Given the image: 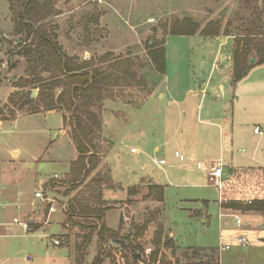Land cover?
Masks as SVG:
<instances>
[{
  "label": "rangeland",
  "instance_id": "1",
  "mask_svg": "<svg viewBox=\"0 0 264 264\" xmlns=\"http://www.w3.org/2000/svg\"><path fill=\"white\" fill-rule=\"evenodd\" d=\"M19 3L20 0H0V122H8L4 133L0 134V145L10 150L20 149L24 153L18 158H7L0 163V264H46L48 257L49 260H56L54 257L63 253L69 246L72 235L76 237L74 246L77 249L78 245L83 243L84 236L89 233L88 228L97 226L100 222L96 219L78 218L74 222L80 225L74 226L67 221L62 224L65 216L67 218L66 210L70 203H80L90 208L103 206L101 201L104 193L111 190L116 192L112 196L117 201L109 200L103 203L110 208L106 212V221L104 220L107 226L117 229L121 218H124L123 214L128 216L129 220L128 227H122L116 239H107L104 242L102 255L107 261L112 264H160L163 261L187 263V257L194 261L208 260L212 257L214 248L193 246L218 245V207L214 203L218 199L217 190L208 186L206 178L198 174L193 148H179V152L186 157V161L181 163L174 156V148H170L172 157L168 153L157 154L153 150V135L157 136L162 127L167 131L169 139L177 136V130L173 129L180 117L178 119L169 114L177 106L172 101L182 99L187 91L196 87L195 82H200L201 85L208 82L209 95L203 105L205 115L200 117V121L195 118L194 122L190 119L182 122L184 131L188 132L192 126L202 130L208 125L202 121H212L210 115L225 114L223 104L226 100L222 87L224 82L226 94H229L233 86L225 66L231 62L229 58L232 59L235 39L226 37L224 32L228 29L233 34H245L251 30L264 32L263 0L56 2L55 10L58 16L53 21L59 25L58 43L68 56L79 58L81 61L93 58L100 68L109 66L108 62L99 61L108 53H112L115 58L130 56L137 74V80L131 83V86L130 81H121L118 87L109 89L105 101L94 108L102 118V132L96 139L101 164L93 175L78 187L70 182L69 172V166L77 160L78 152L71 135L60 132L65 125L63 115L67 116V127L70 128V115L59 109L36 113H31L28 108L25 112L19 110L21 97L32 93V97L36 99L41 88L40 85L24 89L18 87L22 79L33 80V76L29 75L28 60L22 55V42L26 37L16 35L13 24L11 5L17 7ZM188 18L201 25L197 35L170 34L176 23ZM211 23L221 24L220 36L202 37L201 32ZM164 40L167 72L161 77L152 69L147 47L148 42L152 44L153 41ZM223 40L228 41L224 46ZM41 76L46 81L53 77L48 73H41ZM258 78L260 75L256 71L251 73L247 79L238 82V91L245 95H250L253 91L260 92L262 96L257 100L264 104V80ZM60 92L61 89L56 90V94ZM153 94L154 98L150 99ZM164 95H167V98ZM198 103L199 99L195 111ZM244 104L246 103L243 101V108ZM258 104L256 102L257 106L254 108L258 109ZM258 110L259 116L255 117L250 127L238 132L235 129L234 136L237 134L235 142H239L242 132L246 142L253 145L260 140L264 154V136L253 133L254 125L261 122L258 118L264 119V106ZM12 112L16 114L15 118H11ZM17 119L19 120L12 124V121ZM229 135L230 132L223 133V142H227ZM217 139L219 142L218 134ZM132 149H136L137 153H132ZM155 158L166 160L167 165L163 170L157 168ZM96 174L104 178L99 184L92 181ZM55 175L58 178H55ZM148 176L167 185V200L162 206H138L141 198L154 201L158 197L157 191L149 197L150 185H154L151 181L143 179L140 183H133L136 179ZM132 184L134 185L128 189L127 196L123 194L122 186ZM16 186L23 188L25 193L26 201L21 202L20 206L10 202L12 198L9 191V196L3 192L6 188L11 190V187ZM40 187H43L45 196L51 202L35 199ZM136 193H140V196ZM183 198H205L211 201L209 215L198 211L197 208L201 205L196 204H202V201L193 203L195 205H185L181 203ZM14 217L20 222L34 218L35 224L30 225L28 232L45 226V231L41 230L37 234L45 233L52 239H59L63 248L54 247L53 244L46 245V239L25 231L19 222L14 221ZM146 222H150L149 227L140 234L138 230ZM120 224L122 226L123 221ZM64 227L75 234H64ZM157 234L162 235V240L170 239L173 247L162 249L157 257L158 261L154 263L151 256L156 250L154 239ZM49 240L52 243L53 240ZM99 246L98 239L97 255L100 252ZM193 250L198 252L194 254ZM134 251L139 255L138 262L133 257ZM216 252L220 256L217 249ZM78 256L81 257V254ZM90 257L93 261L92 254ZM221 257L222 264H264V248L248 243L232 247ZM85 264H89L87 259Z\"/></svg>",
  "mask_w": 264,
  "mask_h": 264
},
{
  "label": "trees",
  "instance_id": "2",
  "mask_svg": "<svg viewBox=\"0 0 264 264\" xmlns=\"http://www.w3.org/2000/svg\"><path fill=\"white\" fill-rule=\"evenodd\" d=\"M57 1L20 0L17 7L11 5L15 34L26 37L25 41L22 42L24 45L22 55L28 60L29 75L33 76L31 81L30 78L22 79L18 87L20 89L32 85H40L41 87L36 99L32 97V93L24 94L20 99L22 104L18 106L19 110L24 112L26 108L31 113L59 109L70 115V135L78 152L77 160L71 163L70 182L73 186L78 187L84 184L101 164L96 139L102 132V118L94 111V108L101 105L105 101L108 90L118 87L121 81H130L129 86H131V83L137 80V74L134 71L135 65L130 56L115 58L112 53H108L99 59L101 62L109 63L106 68H100L93 58L81 61L79 58L68 56L58 43L59 25L53 21L58 16L55 10ZM246 1L250 2V0ZM262 14L264 15V9ZM200 29L201 25L194 19L188 18L176 23L170 34L195 36ZM221 30L220 23H211L201 32V36L217 38L220 36ZM224 35L235 39L233 85H236L249 74L255 65L264 64V32L251 30L245 34H233L228 29L225 30ZM165 44V40L153 41L152 44L148 42L147 47L152 69L161 77H164L167 72ZM251 59H255L256 64H251ZM41 73H48L53 77L50 81H46L42 78ZM57 89H61L59 94H56ZM63 116L65 126H67V116ZM15 117L16 114L12 112L11 118ZM103 179L100 174H96L92 181L99 184ZM149 191V197L157 191L156 200L158 202L164 201L163 187L150 185ZM223 196L232 200L227 206L228 208L243 212H264V169H236L234 180L225 183ZM245 199L252 200V204L244 205L240 200ZM103 203V206L90 208L72 202L66 210L67 222L73 223L74 226L80 225L74 222L78 218L96 219L100 222L99 225L88 228L89 233L84 236L83 243L77 247L81 253L88 248L95 235L99 237L100 252L92 264H103L106 261L102 255V246L107 239L114 240L118 236V232L108 228L104 221L106 212L110 208ZM149 224L150 222H146L142 228H139V233L143 234L148 229ZM154 245L156 250L151 257L155 263L158 261L157 257L161 254V250L172 248L173 242L170 239L162 240V235L157 234ZM193 252L195 254L198 251L193 250ZM187 259L189 260L187 263L163 261L160 264H220L215 249L212 250V257H209L208 260L194 261L189 257ZM135 260L138 262L139 258Z\"/></svg>",
  "mask_w": 264,
  "mask_h": 264
},
{
  "label": "crops",
  "instance_id": "3",
  "mask_svg": "<svg viewBox=\"0 0 264 264\" xmlns=\"http://www.w3.org/2000/svg\"><path fill=\"white\" fill-rule=\"evenodd\" d=\"M227 42L228 41L223 40V46ZM165 47H166V45H165ZM233 49H234V46L232 48V54H231L232 59L229 58V60L231 62L230 63L228 62L229 64H227L225 66V69L226 68L228 69L227 70L228 74H229L228 78H230L231 83L233 81ZM255 71L258 75H260V78H258V79L263 81L264 80V64L263 65H255L251 69L249 74L245 77V79H247L251 75V73H253ZM223 72H225V71H223ZM198 84H200V82H195L194 86H196V87H192L189 91H187V93L185 94V96L182 99H178V100L173 99L172 103L176 104L177 106H176V108H174V110H171V112L169 114L172 116H175L178 119L180 117V120H179V122H177L175 129H173V130H177V134H176L177 136H175L173 139H169L168 135L166 134L167 131H165V129L163 130L161 127L159 129L160 131L158 130V135L157 136L153 135L154 136L153 142L155 143L153 150L157 154H160L162 152L165 155H167V153H168L172 157V152L170 151V148H174V152H179L180 147L185 148V149L190 148V150H192V148H193L194 150H192V151L194 152L193 155L196 156L195 157V159L197 160L196 163L200 162V161H205V162L210 163V162H216V161L222 160L226 166V173L227 172L229 173V171H234L236 169H258V168L264 169V157H263L264 154H263V152L261 150V146H260L261 141L259 140V142H257L255 145H253L250 142H246V139L244 138L243 133L241 132L240 137H239L240 141L235 142V141H237L236 140L237 134H236V136H234V130L235 129L237 132L241 131L242 129L245 130L247 127H250L249 125L252 124V122L255 120V117H257V115L259 116V110L258 109H260V108L263 109L264 104H262L257 99L261 98L262 94H260V92H256V91L255 92L253 91L252 94H250V95H245L243 93H240L238 91V86L240 83H237V85H233V83H232L231 85L235 86L234 89L232 88L233 86H231V92L229 94H226L227 90H226V87H225L224 82H223L222 88H223L224 98L226 100V103L223 104L225 114L224 115L219 114V115H215V116L210 115L212 118L207 116L208 118H211L212 121H202L203 124H205V125L208 124V125H206V127L204 129L197 130L195 127L192 126V127H190L188 132H185L184 128H183V123L186 120L190 119L191 122H194L195 118H197V120L200 121V117L202 118L205 115L203 112V105L205 103V99H207L208 95H209L208 91H207L208 82H205L203 85H201V84L198 85ZM256 84H257V81H256ZM164 96H165V98H167V95H164ZM153 98H154V94L150 96V99H153ZM197 99H199V103H198L197 111H195ZM243 101H244V103L247 104V105L244 104V108L242 106ZM256 102L259 103L258 109L254 108L257 106ZM242 111H244V113H242ZM18 120L19 119H17L16 121H12V124L17 122ZM258 120H260L261 122H260V124L254 125L253 133H254V130L256 127L262 126L261 128L264 129V119L258 118ZM7 123L8 122H6V123L0 122V134H3L5 128L8 127ZM6 132H7V130H6ZM60 132L63 133L64 135H70V128L64 125V127L61 128ZM228 132H230L228 140H227V142H223V133L226 134ZM217 134L219 136V142L217 141L218 140ZM164 135H166L167 137ZM254 135H257V134L254 133ZM257 136H260V135H257ZM263 136H260V137H263ZM0 142H2L1 139H0ZM153 142H152V144H154ZM23 154H24L23 151H21L20 149L14 148V150H10V149L4 148L0 145V163H3V161L7 160V158H12V157L18 158V157L22 156ZM180 154H182V153H180ZM182 155H184V154H182ZM190 155H191V152H190ZM197 155H198V158H197ZM174 156H175V153H174ZM188 158H189V156H188ZM191 160H194V159H191ZM70 169H71V164L69 166V172H70ZM158 169H160V168H158ZM160 170H163V169H160ZM198 174H200V175L204 176V178H206V176L204 174H202L200 172H198ZM112 179L114 180L113 177H112ZM143 179L149 180V181H151V184H154L156 186H161L164 188V201L158 202L157 200L153 201L152 199H150L149 201H146L144 198H141L138 202V206L140 208L141 207L146 208L149 205H154V206L161 205L162 206L167 200V185L164 183L155 181L150 176L141 178L140 180L136 179V180H134L133 183L134 184L140 183ZM206 180H207V178H206ZM207 182H208V180H207ZM115 183H118V182H115ZM119 184H121V183L119 182ZM134 184L122 186V188H123L122 193L127 196L128 189L130 187H132ZM41 185L43 186L44 183H42ZM208 186H209V183H208ZM8 191H9V193H11L10 196L12 198L11 201L9 200L10 202H14V204L20 206L21 202L26 201V200H24V197H25L24 190L20 186L11 187V190L9 188H6V189H4L3 192L5 195H8ZM115 193L116 192L114 190L105 192L103 202H107L109 200L117 201L116 199H114L115 197L112 196ZM217 193H218V191H217ZM107 194H108V196H107ZM136 194L139 195L140 193H136ZM218 198H219V194H218ZM199 201H202L203 203L202 204H200V203L196 204L195 203V202H199ZM181 203L185 204V205H187V204H190V205L196 204L198 206L201 205L197 209H199L198 211H203V215L204 214L207 215L208 212H210V208L212 205L211 201H209L205 198L204 199H186V198H183L181 200ZM193 203H195V204H193ZM214 203L218 207V215H217L218 228H219L218 245L217 246H206V245H204V246H193V247L214 248L215 250L217 249L219 252L220 237L223 236L222 243L224 245L228 244V245H231L232 247L240 246L237 242L238 238H245L248 240V243H250L251 245H254L255 247H258V248H260V247L264 248V212H255V211L243 212L241 210H236L242 216V219L245 223V226L238 227L235 223V220L227 214L230 212H225V211L223 212V210L221 209V207L218 203V199H216L214 201ZM126 206H128V205H126ZM125 208H127V207H125ZM114 209H116V208H114ZM194 209H196V207H194ZM118 210L123 212L122 209H118ZM191 210H192V208L190 209V211ZM122 216L124 218L123 219L121 218V221L119 222L117 229H112L109 226H107V227L110 228L111 230H114L117 232H119L122 227L127 228L128 227L127 222L129 220L128 216H125L124 214ZM49 218H50V216H49ZM14 221L19 222V224H21L22 227L24 224H28V223H30L28 225V227H30V225H32V224H35L34 218H30L28 221L23 220L22 222H20L17 217H14ZM66 221H67V218L65 216V219L63 220L62 224H65ZM105 221H106V219H105ZM122 221H123V224L121 226L120 223ZM47 224H48V222L45 225H47ZM106 225H107V223H106ZM66 226H67V224H66ZM41 230L45 231V226H42L41 228H37L36 231H34L36 233L28 232V231L27 232L32 233L33 235H39L40 237H43L44 239H46L45 244L48 246L53 244L50 242L49 239H51V240H54V239L50 238L49 235H47L45 233L37 234V232H40ZM65 231L66 232L64 234H66V235H69L72 232V231L70 232V230L68 228L67 229L65 228ZM72 233H74V232H72ZM171 236L173 237L172 234H171ZM75 238H76L75 235L71 236L69 246H67V249L62 251L63 253L54 257L56 260H54L53 258L49 260V257L47 255L48 258L45 260V263L51 264L52 262H54L55 264H65L67 262V264H85V261L87 259L88 263L92 264V262L94 261V259L97 256L99 237L97 235L93 237V240H92L91 244L88 246V248L86 249V251H83L80 253L81 257L78 256L80 254L74 246L75 245V242H74ZM177 244L180 246V244L178 242H177ZM54 247L63 248L61 246H55V245H54ZM5 251H7V250L5 249ZM91 254H92V258H94L93 261L90 260ZM223 254H221V255L219 254L220 256H218L219 257V263H221V264H222V257L221 256ZM84 256H85V259H84ZM135 256H139V255L134 254L133 257L135 258ZM137 258H139V257H137ZM137 258H135V259H137ZM108 263L112 264L111 262H109L107 260L103 264H108ZM141 264H143V263H141Z\"/></svg>",
  "mask_w": 264,
  "mask_h": 264
},
{
  "label": "built area",
  "instance_id": "4",
  "mask_svg": "<svg viewBox=\"0 0 264 264\" xmlns=\"http://www.w3.org/2000/svg\"><path fill=\"white\" fill-rule=\"evenodd\" d=\"M254 133L260 136L264 135V129L261 127H256L254 130ZM132 153H137L136 149L131 150ZM175 158L178 159L181 163H184L186 161V157L179 152H175ZM154 163L156 166L160 169H164V167L167 165V162L165 159H157L155 158ZM196 169L198 172L204 174L208 180L209 186L212 188H215L218 191L219 198H218V203L223 210V212H230L227 213L229 216H231L234 220L235 223L238 227H243L245 226V223L242 219V216L239 214L238 211L228 208L227 206L232 202V200L227 199L223 196V190L225 183H230L234 180V171H232L230 174L226 173V166L223 163L222 160L216 161V162H205V161H200L196 163ZM55 178H58L57 175L54 176ZM35 198L46 201L51 200L47 198L44 194L43 187H40V190L35 194ZM241 202L251 205L252 200L245 199V200H240ZM53 203V202H52ZM1 206V204H0ZM52 211H54V208H52ZM224 216V215H223ZM221 217V216H220ZM25 231H28L29 227L28 224L23 225ZM223 241V236L220 237V247H219V254H223L231 249V245H224L222 243ZM239 245H246L248 244V240L245 238H238L237 240ZM55 246H60L61 242L59 239H54L52 242ZM221 264V263H220Z\"/></svg>",
  "mask_w": 264,
  "mask_h": 264
},
{
  "label": "water",
  "instance_id": "5",
  "mask_svg": "<svg viewBox=\"0 0 264 264\" xmlns=\"http://www.w3.org/2000/svg\"><path fill=\"white\" fill-rule=\"evenodd\" d=\"M256 63V60L255 59H251V64H255ZM34 95H35V92H34ZM138 256H135V258H137Z\"/></svg>",
  "mask_w": 264,
  "mask_h": 264
}]
</instances>
